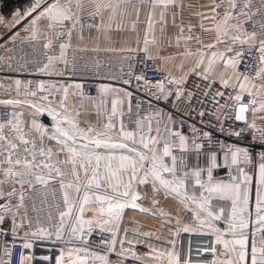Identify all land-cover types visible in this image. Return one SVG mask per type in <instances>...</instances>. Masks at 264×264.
Wrapping results in <instances>:
<instances>
[{
  "label": "snow or ice",
  "instance_id": "obj_1",
  "mask_svg": "<svg viewBox=\"0 0 264 264\" xmlns=\"http://www.w3.org/2000/svg\"><path fill=\"white\" fill-rule=\"evenodd\" d=\"M143 5H147V12L143 21V36L140 37L138 24L141 22ZM186 7L193 6L185 5L183 0H34L23 15L17 10L12 17L13 24L6 27L11 31L12 27L31 17L24 26L25 35L21 36L18 30L9 37L10 42L15 44L19 41L23 44L43 41V48L48 50H53L55 44L58 54L55 51L52 55L46 53L47 62L38 69L46 75H64L66 71L69 74L75 71L74 67L71 70L56 71L55 63L68 64L65 55L66 50L71 47L73 34L82 40L86 30H89V35L91 30H95L105 40L111 39L108 33L113 30L136 33L134 47L119 49L120 52L130 54L125 59L143 53L146 60L158 59L164 63L174 61L175 55L160 56L159 50L165 46V39L167 46H173L174 41L177 48L181 47L183 41L184 51L178 53L182 58L177 66L180 69L184 67V59L193 57L195 60L189 73L202 69L197 74L207 80L215 71V66L222 62L218 80L225 89L233 90L228 93V98L235 102L232 106L235 113L234 116L228 115L227 104L220 113L213 112L218 126L222 119L244 121L246 128L228 132V135L241 137L242 133L251 130L252 139L264 144V127L258 126L255 119L256 113L264 112V0H210L209 5L202 6L207 7L209 12L190 13L198 18L197 24L190 21L184 23L182 13ZM221 8L222 12L219 11ZM133 13L135 19H131L130 28L125 29L124 17H132ZM169 14L173 27L178 29L174 38L166 35ZM205 21H210L211 26H206ZM248 23L253 25L251 30L246 28ZM157 25L161 33L159 38L156 36ZM196 28L202 32L214 33L215 39L211 43H204L200 35L193 34ZM2 39L4 38L0 37ZM192 41L198 45L195 50L190 47ZM152 47L157 49L155 55L150 50ZM105 50L117 51L111 48ZM11 60L10 56L0 57V61H4L8 67H11ZM141 63L147 66L146 61ZM241 66L245 71H240ZM128 67L131 71L132 65L129 64ZM253 67L256 72L250 74ZM156 70L165 71L163 67ZM189 73L177 78L169 71L165 80L155 84L141 73L131 79H123V83L143 80L144 85H137L138 90L157 100H167L173 93L166 88V81L167 84L177 85L176 99H179L183 91L178 86L184 83L185 76ZM30 83L24 82L26 90L22 95L36 99L0 100V105L11 106L13 109L9 113V119L0 122V225H3L7 213L24 207L26 192L37 184L47 186L52 181L58 183L67 209L60 212L58 223L49 222L45 226L39 218L36 221L29 220L30 231L25 232L21 238L25 241L22 248H32L29 238L64 240L65 217L73 218L75 209L77 215L70 227V238L65 242H84L85 236L91 234L92 226L96 224L103 231L112 233V238L103 240L102 243L107 244L108 251L115 252L118 228L126 208L169 215L162 209H148L137 203L141 199V193L137 189L141 185H151L153 204L159 202L155 199V194L163 191L165 196L179 200L184 206L181 211L194 213L190 222L177 230L178 234L199 232L207 228L216 236V243L223 245L224 255L230 254L224 261L216 259L208 264H248L249 258L250 264H264V246L257 247L255 241L256 233L264 235V152L259 154V188L256 189L255 210L252 212L249 209L252 177L245 171L253 163L248 148L228 145L219 140L213 143L211 133L200 131L195 125L192 126V135H185L174 127L175 121L171 116L165 117L159 110H150V101L143 113L140 109L144 101H138L137 111L134 113L133 93L125 89L101 86L98 90L99 98H92L86 96L80 84H51L46 87L39 83L37 89L32 91L27 90ZM14 84L17 95H21L19 90L22 82L16 80ZM153 87L156 91H152ZM120 92L124 93L122 97ZM69 95L80 97L79 103L70 104ZM245 95L251 97L248 103L243 102ZM216 96L223 97L225 92L217 90ZM85 100L90 101L95 108L97 122L93 124L85 120V126L81 127V109L84 108ZM22 105L33 109L29 112L32 117L30 121L24 120ZM249 111L253 115L251 121L246 117ZM44 113L52 118L51 129L36 118ZM205 114L204 111L198 113L200 117ZM129 125L134 127L130 128ZM220 130L224 131L223 127ZM50 141H55V144L51 145ZM201 157L204 158L203 165ZM220 167L231 169L227 181L214 176V170ZM143 195L147 197L146 192ZM13 198H18V203L13 204ZM214 201L231 203L228 220V233L233 237L231 240L223 239L224 231L214 223L225 212ZM92 203L99 204L97 217L85 219L83 213L86 206ZM105 215L108 219L101 221L100 217ZM250 222L253 224V241L249 252ZM180 223L178 213L177 224ZM107 224H112L113 227L103 228ZM23 226L24 217L20 218L19 224L16 223V217H12L11 235L14 239L17 238V229ZM3 234V228H0V235ZM142 235L150 237L152 234L145 232ZM125 242L119 241L121 246ZM169 243L174 244L172 241ZM12 251L5 243L0 264H11ZM87 251L88 249L75 248L66 255H61L57 264H88L89 259L100 261L101 264H111L107 255H80ZM200 251H210L215 255L216 248L209 245L207 249ZM118 255L125 256L126 253L121 251ZM163 255L164 253L158 254L159 257ZM167 256L169 264H193L190 254L182 260L175 248ZM31 259L24 256L21 264Z\"/></svg>",
  "mask_w": 264,
  "mask_h": 264
},
{
  "label": "built area",
  "instance_id": "obj_2",
  "mask_svg": "<svg viewBox=\"0 0 264 264\" xmlns=\"http://www.w3.org/2000/svg\"><path fill=\"white\" fill-rule=\"evenodd\" d=\"M143 6L147 7V5ZM219 11L222 12L223 8L219 9ZM123 26L125 29L130 28V21H123ZM252 27L253 25L251 23L246 25V28L249 30H251ZM138 29H144L142 21L138 24ZM0 37L4 38L0 40V45H2V47H0V57L10 56L12 58L10 61L11 67L5 66L4 61H0V100L14 98L36 99L32 97H24L22 95V93L26 90L24 82H31L28 85L27 90L32 91L37 89L39 83H43L46 87L51 84H57L58 86L80 84L82 85L83 92L86 96L92 98H99L98 90L104 85L125 89L128 92L133 93L132 108L134 113L137 111L136 105L138 101H144V104L140 109L142 113L144 109L148 108V102L150 101V110H159L165 117L171 116L172 120L175 121L174 127L178 128L185 135L191 136L193 133L192 126L195 125L196 129H199L200 131H207L211 133L213 143L219 140L220 142L228 145L248 148L251 152L253 163L249 167L245 168V171L249 172L253 183L256 182L258 176L259 154L264 152V144L252 139L253 134L251 130H247L242 133L241 137L228 135V132L238 131L240 128H246V123L244 121L222 119L219 121L218 126V122L215 115H213V112L220 113L223 106L227 104L228 115L234 116L235 113V108L232 107L235 102L229 100L228 98V93H231L233 90L230 88L225 89L219 82L218 77L214 76L209 80H205L198 78L197 75L194 74L188 75L184 80V83L178 86L183 91V95L180 96L179 99H176L177 85L167 84L165 81L166 88L172 91L173 95L168 97L167 100H157L154 97L147 95L144 91L137 89V85H144L143 80H132L131 84L123 83V79H131L141 73L151 80L153 84L158 81L165 80L167 73L157 71L156 69L158 68L155 60H146L143 53L131 56L130 59H125L129 57L130 54L128 52H120L119 49L121 48H117V51H106L105 49L94 47L92 45H85L77 39L75 34H73L71 47L66 50L65 55V59H67L68 64L65 65L62 62H56L55 70L65 71L66 69L71 70L74 67L75 71L70 74L66 71L64 75H46L39 72L38 69L43 63L47 62L46 53L48 55H52L55 51L56 54H58V49H56L55 44L53 46V50L44 49L42 46L43 41L25 42L23 44L17 41L15 44H12L9 40V31H0ZM7 49H11V51H7ZM94 49H99V51H95ZM141 61H146L147 66H145V63H141ZM129 64L132 65L131 71L128 67ZM240 71H245V68L241 66ZM255 72L256 68L253 67L250 74H255ZM113 77L116 78L114 79ZM16 80H20L22 82L19 90L21 95L19 96L17 95V89L14 84ZM9 85H11V87H9ZM217 90L225 92V96H216ZM152 91H156L155 87L152 88ZM44 94L46 93H40V95ZM250 99L251 97L245 95L243 102L248 103ZM217 101L219 104H217ZM85 107L86 113L90 118L87 119L80 116L81 127L85 126V120H88L93 124L97 122L96 110L92 103L87 100ZM21 108L24 110V120L30 121L32 119L29 115L30 110L24 108L23 106H21ZM12 110L11 106L5 107L4 105H0V122H6L9 119V113ZM200 111H204L206 114L203 117H200L198 115ZM246 117L249 121L253 119L251 111L246 113ZM36 118L38 122H40L39 116ZM221 127H223L224 131L220 130ZM49 143L54 145L55 141H50ZM62 194L63 193L59 184L55 181L50 182L47 186L37 184L33 189H29L25 194L24 207L20 208L22 216L26 220L27 226L29 220L36 221L37 218H39L45 226H47L49 222L58 223L60 212L66 211L67 209V206L63 203ZM140 202L141 199L137 200V203L145 208V206H143ZM126 209L128 212L124 216V220L122 222H127L125 227L130 229V231H134V233L130 232L129 235L126 233V235L122 236L121 234H123L122 229L124 226L121 222L118 228V243L116 245L115 252L108 251L107 244L102 243L103 240H110L112 238V233L110 231H103L101 227L93 224V231L90 235L85 236L84 242H81L80 240H72L71 243H66L65 241L69 239L68 237L59 241L55 240V238H29L32 243V248L30 249L22 248V244L25 241L21 238L24 236L18 235L17 238L14 239L12 235H6L4 236L0 246V255L3 254V247L6 243L7 246L13 250L11 264H21L24 256L32 258V252L35 247L40 245L56 247L61 251L65 250V253L75 248L88 249L87 252H81L80 255L87 257H91L93 253L107 255L111 264H142V262L143 264H169L167 253L173 251V248H175L176 244L181 241L182 237L189 234V232H179L178 234L177 230L183 224L189 223L190 217L194 216V213L185 211L179 214V219L181 221L180 224L172 221L171 226L176 228L177 234L175 233L176 236L174 240L170 237V240L174 242V244L170 243L171 249L167 250L163 245L169 243L157 239L156 236L151 238L145 237L142 235V233H144L142 223L138 222L137 219L134 218L129 219V212H132L131 214L136 217L156 214L152 211H148L147 213L130 207ZM76 215L77 213L75 209H73V218ZM83 216L85 219H93V208L91 205L86 206ZM174 218H177V216ZM252 230L253 226L248 229L249 252L253 241ZM28 231H30L29 227ZM200 231L206 232L203 229ZM172 232H174V230ZM208 234H210V236L214 235L211 233ZM150 239H153L156 245L154 249H148L145 247L149 243ZM119 241L126 242L121 246ZM255 241L257 247L264 246V235L256 233ZM140 243H143L145 246H142ZM158 243L163 244L162 246L164 248L158 249ZM121 251L126 253V255H118ZM159 253H164V255L159 257ZM229 256H226L225 260L228 259ZM24 264L29 263L28 261H25ZM88 264H101V262L89 259ZM248 264H250V258Z\"/></svg>",
  "mask_w": 264,
  "mask_h": 264
},
{
  "label": "crops",
  "instance_id": "obj_3",
  "mask_svg": "<svg viewBox=\"0 0 264 264\" xmlns=\"http://www.w3.org/2000/svg\"><path fill=\"white\" fill-rule=\"evenodd\" d=\"M183 2L185 5L191 4L193 6L191 8L186 7L182 13L183 21L185 24H187L189 21L192 24L198 23V21H196L197 18L194 17L192 19L191 18L192 15H190V13L195 12V11H205L206 13L209 12V9L207 7H202V6L209 5L210 0H183ZM141 7L143 10L141 11V14H140V21L143 22L145 19L146 12H147V7L146 6H141ZM129 11H131V6H129ZM131 19H135V13H133L132 17L125 16L123 21H130ZM179 22H180V20L178 18L177 23H179ZM205 24H206V26H211L210 21H205ZM25 25H27L26 22H24L19 28L12 27L11 31L8 30L9 31V37L12 34H14L17 30L23 28ZM88 31L89 30H86L84 39H82V40L79 39L81 41V43H83L85 45H92L94 47H98L101 49H109V48L117 49V48L134 47L136 40H137V34L134 32H131V31H127V30H123V31L113 30V31H111L110 33H108L111 37L110 40H105L103 38V36L96 33L95 30H91V35L88 34ZM177 33H178V29L173 27L172 22H171V15L169 14L168 26L166 29V35L168 37L174 38V36ZM139 34H140V37H142L143 36V30H139ZM193 34L194 35H196V34L200 35V37L202 38L204 43H211L215 39V34L208 33V32H202L199 28L194 29ZM156 36L158 38L161 36V33L159 31V25H157ZM164 44H165V46L159 50V55L160 56L175 55L176 58L174 61H168L167 63H164L158 59L155 60L157 68L163 67L165 69L164 72H166V73H168L169 71H173L175 69L176 72L173 73L172 76L177 77V78L180 77L181 75H184L185 73H189V70L193 67L195 58L189 57V58L184 59L183 69H180L179 67H177L180 64L181 59H182L178 55V53L184 51L183 41H181V47L180 48L175 47L174 41H173V46H171V47L167 46V40L166 39L164 40ZM190 47L193 50H195L198 47V45L196 44L195 41H192V42H190ZM150 50H151L153 55H155L157 53V49L155 47H152ZM206 62H207V58H206ZM222 67H223L222 62L218 63L215 66V71L209 75V78L207 80L211 79L214 76L218 77L219 72L222 71ZM200 71H202V69H197V72H200ZM197 72H191V73L187 74L185 76V79L188 75H191V74L197 75V77L200 79H204L201 75H198ZM72 85H74V84H72ZM104 86H108V85H104ZM114 88L120 89L118 87H114ZM69 91L71 93L72 89L70 88ZM119 95L122 97L124 95V93L120 92ZM79 100H80V97L69 95L70 104H72V102L75 103L76 101L78 104ZM86 103H87V100H85V104ZM85 104H84V108L81 109V115L88 119L90 117L86 113ZM109 107H110V104H109ZM125 107H126V104H125ZM263 115L264 114L261 113L258 115V117H260V116L262 117ZM255 116H256V114H255ZM129 127L130 128L134 127V125H129ZM61 159H63V155H62ZM221 159H222V155H221ZM190 162H191V160H190ZM223 170H226V171H224L223 175H221V176H225L226 173L229 174V172H231V169H225L223 167H220V168L215 169L216 176L218 174H220L221 171H223ZM233 174H235V173H233ZM258 176H259V172H258ZM258 176H257V178H258ZM217 178H219V177H217ZM219 179H222V178H219ZM241 179H243L242 176H241ZM147 186L148 185H141L137 190L142 194L144 192V190L147 188ZM251 188H252V194H253L254 189H255V193H256V189L259 188V182L257 180L255 183H253V181H251ZM151 189L152 188H150L149 190H151ZM73 195H74V193H73ZM144 198H146V197H144ZM157 201H159L157 204L160 205V206H158V208L169 213V215L172 214L173 217H176L178 213H182V211L180 210L182 205L180 203H176L175 199L172 196H165L163 194V191H161V198H159ZM147 202H151V201H145V200L141 199L140 203L143 206H145V208L151 209L153 203L151 202L150 205L148 206V205H146ZM221 202L222 201H216V204H218L220 207H223L224 209L227 206V204L231 205L230 201H225L222 203ZM254 202H255V194H254ZM91 207L93 208V219H94L97 217V209L99 208V204L92 203ZM254 210H255L254 206L251 205V211L254 212ZM226 212H227V210H225L224 215L222 216V218L220 220L214 222L216 225L218 224V222L228 223V220L230 219V215L226 214ZM124 214H125V210L122 213V218H123ZM155 214H157L158 216L160 215L159 213H155ZM166 216H168V215H161L162 218H165ZM100 219H101V221H103L104 219H108V217L105 215V216L100 217ZM72 223H73V218L65 217V238L64 239H66L67 237L70 238V227H71ZM126 223L127 222H124V223L122 222V225L124 226L122 229L123 230V234H121L122 236L126 235V233H128V235L130 232L134 233V231H130V229L125 227ZM120 224H121V222H120ZM251 226H253V224L250 222L249 228ZM99 227H101V226H99ZM112 227H113L112 224L103 225V228H107V229H111ZM0 228H2V226ZM203 230L211 232V230H209L207 228H205ZM228 237H230V239L233 238L231 235H229V236L224 235L223 239L228 240Z\"/></svg>",
  "mask_w": 264,
  "mask_h": 264
},
{
  "label": "rangeland",
  "instance_id": "obj_4",
  "mask_svg": "<svg viewBox=\"0 0 264 264\" xmlns=\"http://www.w3.org/2000/svg\"><path fill=\"white\" fill-rule=\"evenodd\" d=\"M35 15V14H34ZM13 17V16H12ZM12 17H11V20H9L8 18H5L3 16L0 15V31H3V32H8L9 30V27H6L7 26H11L13 24V20H12ZM195 16H191V18L193 19ZM197 18V17H195ZM31 17H28L26 20L22 21L20 25H16L14 26V28H19L24 22H28V20H30ZM196 21H198V18L196 19ZM26 26V25H25ZM18 31V30H17ZM20 31V34L21 36L25 35V32H24V27L19 29ZM214 34V33H212ZM172 74L175 73V69L173 71H170ZM72 104H77V101L74 103L72 102ZM24 108H27L31 111H33V109H31L29 106L27 105H22ZM264 114V112H258L256 113V116H255V119H256V123L258 126H261V127H264V115L261 117H258L259 114ZM44 114H47V113H44ZM41 116V115H39ZM82 116V115H81ZM32 118V117H31ZM62 157V155H61ZM201 165L204 164V158L201 157ZM214 176H216V173H215V170H214ZM235 175V174H233ZM219 178H222L223 180L227 181L229 179V174L225 175V176H221ZM241 178V177H240ZM242 180V179H241ZM257 181L259 182V176L257 178ZM151 187V185H148L147 188L144 190V192L142 194H144L145 192L147 193V197L144 198V195L141 194V199L142 200H145V201H151L153 203V190H149ZM254 191L255 189L253 190V194H252V200L250 201V206H249V209L251 211V205L254 206ZM144 198V199H143ZM159 198H161V193L159 194H155V199L158 200ZM175 199V202L176 203H180L178 199H176L175 197H173ZM151 202H147L146 205H150ZM222 202H225V201H222ZM221 202V203H222ZM12 203L13 204H16L18 203V200L17 198H13L12 200ZM214 203H216V201H214ZM155 205V206H154ZM157 206V207H156ZM158 205L157 203L156 204H153L152 205V208H155V209H159L158 208ZM184 206L182 205L181 206V209L183 208ZM180 209V210H181ZM225 210H227L226 214H231V205L227 204V206L225 207ZM171 211V210H170ZM184 211H187V210H184ZM182 211V212H184ZM128 212L127 209H125V214L124 216L126 215V213ZM132 212H129V219L131 218H134V219H137L138 222L142 223L143 225V232H148V233H151L152 235L150 237H159L160 240L162 241H165L166 243H169V241H171L170 239L172 238L173 240L175 239V233H176V228H173L171 226V223L172 221L177 223L176 219L177 218H174L172 216V214L166 216L165 218H162L161 217V214L159 216H156V215H146V216H140V217H136L134 215L131 214ZM181 214V213H179ZM15 216L16 217V223L19 224L20 223V218L23 217L22 216V213H21V210L19 209V211H16L15 209L13 210V212H10V213H7L6 216H5V221L3 223L2 228L3 226H8V225H11V227L9 229H3L4 230V234L3 235H0V246H1V243H2V240L4 238V236L6 235H11V229H12V217ZM124 216L121 220V222L124 220ZM134 216V217H132ZM172 228V229H171ZM174 230V232H172ZM28 231V226H27V223H26V220L24 219V226L23 227H20L17 229V236L18 235H22L24 236L25 232ZM172 232V233H170ZM208 233H211L209 231H206ZM177 234V233H176ZM171 237V238H170ZM219 248H221V250H219L218 252V256H217V259L221 260V261H224L226 256L224 255V248L223 246H221L219 244ZM75 257H73L74 259ZM31 264V262H30Z\"/></svg>",
  "mask_w": 264,
  "mask_h": 264
},
{
  "label": "bare ground",
  "instance_id": "obj_5",
  "mask_svg": "<svg viewBox=\"0 0 264 264\" xmlns=\"http://www.w3.org/2000/svg\"><path fill=\"white\" fill-rule=\"evenodd\" d=\"M211 236L210 234L202 231L189 232V234L183 236L181 241L176 244L175 251H177L180 254L182 260L186 257V255L190 254V259L192 260L193 264H208V262L217 259L218 252L219 250H221V248H219V244L216 243V236L214 235ZM140 244L142 246H145L143 243ZM162 245L163 244L158 243L157 244L158 249L164 248L163 246H165L167 250L171 249L170 243L163 246ZM209 245L216 248L215 255L210 251H200L202 249H207ZM155 246L156 245L153 239H150L149 243L145 247L148 249H154ZM62 255H66L65 250H62ZM30 262L31 260L28 261L29 264Z\"/></svg>",
  "mask_w": 264,
  "mask_h": 264
},
{
  "label": "water",
  "instance_id": "obj_6",
  "mask_svg": "<svg viewBox=\"0 0 264 264\" xmlns=\"http://www.w3.org/2000/svg\"><path fill=\"white\" fill-rule=\"evenodd\" d=\"M39 120L49 129L52 128V118L47 114H42L41 116H39ZM217 226L224 231L225 236L231 235L230 233H228V223L218 222ZM228 240H231L230 237H228ZM61 255L62 251L59 248L43 245L36 246L34 251L32 252L31 264H57V261L60 259ZM44 257H49L50 259H44Z\"/></svg>",
  "mask_w": 264,
  "mask_h": 264
},
{
  "label": "trees",
  "instance_id": "obj_7",
  "mask_svg": "<svg viewBox=\"0 0 264 264\" xmlns=\"http://www.w3.org/2000/svg\"><path fill=\"white\" fill-rule=\"evenodd\" d=\"M33 2L34 0H0V15L11 20V17L17 10H19L21 14L23 15L26 9H28L32 5ZM224 171L226 170L221 171V173L218 174L217 177H220L221 175H223ZM225 175H227V173ZM10 227L11 225H8V226L4 225L3 229L4 230L9 229Z\"/></svg>",
  "mask_w": 264,
  "mask_h": 264
}]
</instances>
